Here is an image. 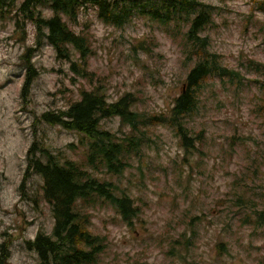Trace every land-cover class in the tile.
Returning <instances> with one entry per match:
<instances>
[{"label": "rangeland", "instance_id": "obj_1", "mask_svg": "<svg viewBox=\"0 0 264 264\" xmlns=\"http://www.w3.org/2000/svg\"><path fill=\"white\" fill-rule=\"evenodd\" d=\"M23 0H12L0 17V244L7 264H40L27 246L37 232L50 233L53 218L43 197L42 176L27 170L33 141L80 163L111 181L138 208L127 224L107 202L86 208L89 228L104 236L106 247L94 264H260L264 223L244 221L236 198L264 206V13L259 0H201L212 7L204 28L209 49L237 78L205 83L199 110L190 125L201 140L196 148L163 125L148 128L153 141L120 174L89 167L88 144L74 131L41 119L102 84L109 101L125 92L138 98L147 115L165 113L193 61L184 59L182 29L133 16L121 27L103 23L92 5L80 9L68 26L89 38L87 69L77 75L51 45L36 39L30 20L16 15ZM42 18L52 15L38 6ZM32 77L27 82L28 66ZM101 126L127 131L119 118ZM33 157V156H32ZM248 220V219H246Z\"/></svg>", "mask_w": 264, "mask_h": 264}, {"label": "trees", "instance_id": "obj_2", "mask_svg": "<svg viewBox=\"0 0 264 264\" xmlns=\"http://www.w3.org/2000/svg\"><path fill=\"white\" fill-rule=\"evenodd\" d=\"M14 6L12 0H0V17ZM48 6L52 15L42 18L38 6ZM92 5L99 19L108 25L121 27L133 16L146 17L162 25L172 24L182 29L186 49L184 59L193 61L180 91L174 96L165 113L147 115L135 108L137 96L131 92L109 101L102 84L93 81V88L81 90L80 97L55 113L45 112L41 119L57 124L68 131L77 132L88 144L85 162L94 170L120 174L129 165L131 152L138 153L144 144L153 139L148 128L157 125L168 127L182 141L185 148H196L200 132H194L190 121L199 110L200 97L205 83L213 78H237L236 72L220 62L219 55L209 49L204 28L210 23L212 7L201 0H23L16 15L34 23L38 42L42 38L52 46L56 57L65 59L77 75L92 79L87 69L91 53L89 38L68 26L75 23L80 9ZM258 11L264 13V0L256 1ZM37 42V43H38ZM28 66L27 82L32 77ZM117 117L119 129L110 131L101 126L104 119ZM33 156V157H32ZM27 170L42 176V193L53 218L50 233L37 232L27 246L35 251L40 264H94L105 247V238L89 228L86 210L96 199L109 203L122 219L131 224L138 208L126 194L118 195L117 187L106 179L93 175L80 163L64 158L33 141L26 151ZM236 206L245 210L244 221L264 223V206L258 207L250 198H236ZM248 219V220H246ZM9 254L0 244V264H7ZM264 264V258L260 261Z\"/></svg>", "mask_w": 264, "mask_h": 264}, {"label": "flooded vegetation", "instance_id": "obj_3", "mask_svg": "<svg viewBox=\"0 0 264 264\" xmlns=\"http://www.w3.org/2000/svg\"><path fill=\"white\" fill-rule=\"evenodd\" d=\"M39 42H40V41H39ZM39 42H38V43H39ZM27 73H28V69H27V72H26V77H25V79L27 78ZM45 112H48V111H45ZM45 112H43V113H45ZM43 113H42V114H43ZM54 125H57V124H54ZM59 126H60V125H59Z\"/></svg>", "mask_w": 264, "mask_h": 264}]
</instances>
